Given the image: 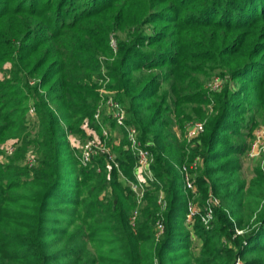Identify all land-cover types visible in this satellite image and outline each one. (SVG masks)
<instances>
[{"label": "trees", "instance_id": "trees-1", "mask_svg": "<svg viewBox=\"0 0 264 264\" xmlns=\"http://www.w3.org/2000/svg\"><path fill=\"white\" fill-rule=\"evenodd\" d=\"M215 71L226 82L209 114L200 79ZM106 80L152 155L141 207L119 176L134 181L124 141L119 170L103 154L81 166L69 145L84 125L101 135ZM263 118L264 0H0V144L16 141L0 160V264H264V176L246 181L239 162ZM192 119L204 128L188 145Z\"/></svg>", "mask_w": 264, "mask_h": 264}, {"label": "rangeland", "instance_id": "rangeland-1", "mask_svg": "<svg viewBox=\"0 0 264 264\" xmlns=\"http://www.w3.org/2000/svg\"><path fill=\"white\" fill-rule=\"evenodd\" d=\"M110 44L112 47H115L116 40L114 38H111ZM104 59L105 58L100 57V61H103ZM6 66L9 67V64H6ZM6 69H8V68H6ZM223 76H226V75H223ZM204 79H205V77L200 79V83L202 84L201 92L206 93L209 96V100H211V101L208 105L198 104V108H200V110H202V111L208 110V113L212 114L213 113L212 110H214V99H213L214 96H213V94L219 92L223 88V86L225 85V82H226V77H222V75H220L217 71H215L214 73L211 74V76L207 80L206 79L204 80ZM106 86H107V81H99L97 83V92L99 94V101H98V105H97L96 110L99 108L100 104L104 102L102 97L106 98L108 96V97L113 98V100H115L114 92L112 90L108 89ZM103 89H105L107 91L106 95L102 94ZM116 102H118V101H116ZM28 107L30 109H32L31 104H29ZM99 109L101 110L102 124L105 126L106 129H108L110 131V134H111L109 142L106 146H108L109 152L111 153L113 158H115V161H116L117 160V154H116L117 152H116L115 148L117 145H119L118 143L124 141L125 147L123 150L127 151L128 150L127 149V138H126V136H124L122 130H120L119 128H117L115 126L112 118L104 115V113L106 112V109L103 106ZM28 116H29L28 119H30L31 122H35L37 120L36 116L35 115L32 116L30 111H28ZM192 118H195V117H192ZM107 120H108V122H110L111 124H114V125H111L110 123L106 122ZM198 122L203 124V120H198V119L190 120L189 123L186 124L184 137L181 136V133H180L179 139H181V140L184 139L188 143V145H190L191 142L196 140L201 135L202 132H199L195 137L191 138L188 135V129L190 127H192L194 124H198ZM203 127H204V124H203ZM29 128H30V130H32V132L34 131L33 125H30ZM174 130H176V132L179 133V130H177L176 128ZM95 133H96L97 137L99 139H101L99 136V133L97 131ZM251 134H252V136L250 138H247V141L249 144L248 148L245 151V153L242 154L239 158L240 167H241L240 177L245 179L246 181H249V180H252L253 178H255L256 177V175H255L256 171H258L259 173H261L264 176V118H263V120L261 119L260 123L256 127H254ZM89 137H90L89 132L85 133L84 137L78 136V135H68L69 145L73 150H75L76 156H79L81 145L84 142H86ZM70 138L73 139V143H70ZM114 143L116 145H114ZM15 147H16V141H14L13 139H10V140L7 139L3 143L0 144V150L3 152V154L0 156V160L3 164H7L9 162V159H11L13 157V152H14ZM127 152H129V150ZM35 156H36V154L34 152H29L25 161L24 162L22 161V166L28 167L29 165L34 163L33 159L35 158ZM116 163H117V161H116ZM109 165L111 166V163H109ZM114 167L118 169V166H114ZM198 169L196 168L195 170L191 171V181L192 182L191 181L190 182L192 183L193 190H195V191H196L195 176L197 177V175L200 172ZM133 171L135 172V168ZM119 176H120L121 181L124 182V184L127 186V188H129L131 191H133L135 196L143 197L144 192L140 188H139V190L136 189L137 192L134 191L131 188V186H128L126 184L123 176L122 175H119ZM190 193H191V191H190ZM163 198H164V196H163ZM195 198L196 197L194 195H192V198L190 197L188 199V206H187L188 213H189V211H192V212L196 211L195 214H197L200 211L197 207V203H196ZM208 199H210L211 206H214V207L219 206L220 200L218 199L217 196L210 193L208 195ZM137 204H138V206H140L141 203H137ZM140 207H136V209L134 210V212H136V217L138 216V211H139ZM188 217H189V215H187V218ZM190 219L191 218H188V222ZM187 224L188 223H186L185 228L187 231H189L191 229V225H187ZM239 233L240 232L238 231L237 235ZM199 250H200V243L193 237L192 238V251L195 254H197L199 252ZM238 260L242 264H244L240 258Z\"/></svg>", "mask_w": 264, "mask_h": 264}, {"label": "built area", "instance_id": "built-area-1", "mask_svg": "<svg viewBox=\"0 0 264 264\" xmlns=\"http://www.w3.org/2000/svg\"><path fill=\"white\" fill-rule=\"evenodd\" d=\"M108 82V80H106ZM102 94H107V91L103 89ZM103 103L100 104L99 108L102 106L106 109V112L104 115L107 117H111L115 126L122 130V132L125 133L124 136L127 138V149L131 153V155L135 159V172L133 173L134 175V181H129L124 179L126 184L128 186H131V188L137 192L139 188L144 192V188L148 186L150 183H152L155 178L152 174L151 170V164H152V155L151 153L142 146L139 138H138V131L136 128L127 123V116L126 112L123 108V106L113 100L111 97H102ZM98 108V109H99ZM96 110L93 119L96 123L101 128V139H99L96 135V129H90V127H87L86 125L83 126L84 130L86 133L89 132L90 137L87 139L86 142H84L81 147H80V154L78 156V160L80 162L81 166H87L91 159L99 154L106 155V161L107 163H114V166H118L115 162V158L111 155L109 152L108 146L105 143L107 140L110 139V131L105 128V126L102 124V116H101V110ZM31 112L32 116L35 115V110L32 107V109H29ZM203 124L199 123L194 124L192 127L188 129V135L189 137L193 138L195 137L199 132H203ZM70 143H73V139L70 138ZM147 145V144H146ZM33 163L30 165L32 166ZM198 167V161H194L192 164L189 165V167H183V172H184V184L186 185V190L194 192L193 190V185L191 181V173L189 172L188 169L195 170ZM121 175V174H120ZM191 181V182H190ZM137 189V190H136ZM160 200L163 198V192L160 190ZM139 195V194H138ZM137 197V202L141 203L142 202V197L141 196H136ZM208 207L206 209V214L204 215V224H207L208 221L212 219V210H211V203L210 199H208ZM196 213L189 211L188 218H191L194 216ZM161 228V227H160ZM236 264H242L238 259L236 261Z\"/></svg>", "mask_w": 264, "mask_h": 264}]
</instances>
